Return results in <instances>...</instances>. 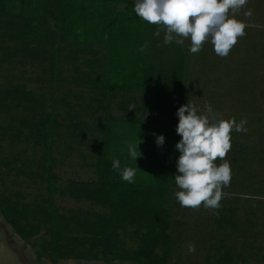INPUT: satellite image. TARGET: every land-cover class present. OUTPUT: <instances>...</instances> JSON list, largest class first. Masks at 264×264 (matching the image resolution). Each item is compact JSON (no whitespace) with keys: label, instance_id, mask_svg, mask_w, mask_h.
Returning a JSON list of instances; mask_svg holds the SVG:
<instances>
[{"label":"trees","instance_id":"1","mask_svg":"<svg viewBox=\"0 0 264 264\" xmlns=\"http://www.w3.org/2000/svg\"><path fill=\"white\" fill-rule=\"evenodd\" d=\"M133 3L0 0V69L34 68L0 82V216L38 261L188 264L181 247L191 238L184 235L189 207L174 195L175 113L195 106L192 86L225 70L218 64L224 59L207 42L195 54L188 40L164 45L163 31L154 37L157 26L137 18ZM256 3L264 10V0ZM246 36L250 68L239 59V67L226 69L232 82L222 74L216 80L252 111L257 87L264 95V26ZM248 118L258 127L231 133L225 159L232 178L220 207L210 209L203 264L264 262V118ZM154 134L164 135L163 146ZM126 141L139 143L136 164ZM85 144L88 153L78 149ZM75 150L94 178L55 172ZM113 159L137 168L134 183L121 179ZM57 198L91 207L60 206Z\"/></svg>","mask_w":264,"mask_h":264},{"label":"clouds","instance_id":"2","mask_svg":"<svg viewBox=\"0 0 264 264\" xmlns=\"http://www.w3.org/2000/svg\"><path fill=\"white\" fill-rule=\"evenodd\" d=\"M248 0H134L132 11L148 24L156 25L154 37L163 31V44L189 41L188 52L198 53L207 42L220 57L229 54L239 37L245 35L246 24L235 15H229L247 4ZM251 10L245 11L246 17ZM143 51V47L140 49ZM206 115L198 114L189 102L177 108L178 123L175 132L180 139L175 144L179 155L175 164L174 181L179 191L174 193L181 207L218 209L222 187L232 178L230 163L225 159L231 148V133L246 131V120L219 119L210 105L205 104ZM155 135V134H154ZM165 137L155 135V144L163 146ZM139 143L126 141L127 154L134 161L140 157ZM139 153V155H138ZM222 161L217 164L216 161ZM112 168L121 179L134 183L137 168L121 167L119 159L112 160ZM194 252L195 246L189 245Z\"/></svg>","mask_w":264,"mask_h":264},{"label":"rangeland","instance_id":"3","mask_svg":"<svg viewBox=\"0 0 264 264\" xmlns=\"http://www.w3.org/2000/svg\"><path fill=\"white\" fill-rule=\"evenodd\" d=\"M134 1V0H133ZM257 0H248L247 4L242 8L235 11V13L231 12L229 15H235V18L242 20L246 24L245 34H251V38H254L253 30L260 29L264 26V10L260 5L257 4ZM259 5V6H257ZM263 6V5H262ZM251 10V16L246 17L244 15L245 11ZM258 32V31H257ZM248 42L247 36L239 37L237 43L232 47L229 54L225 57H219L222 62H218L219 66L222 65V68L225 70L219 69L213 73H205V75H201L198 80H196V84H194L191 88L192 97L195 103V107L198 110V114L206 115L205 104H208L212 107L213 113L217 115L219 119H232L235 120H246V124L244 127L246 128H257L258 122L251 121L248 116L260 117L264 118V95L261 94V90L259 87L255 91V105L253 110L250 111L249 104L244 106L243 99L244 97H240L239 93L232 89L230 84H221V81L216 80V76L222 74L221 79L226 80L225 77H228L226 81L232 82L230 75H228V70H234L239 67V59L244 61V68H250L252 64V59L250 58V54H248V49L245 46ZM264 42V39H262ZM243 55V56H240ZM229 58L231 59L229 63H225V61ZM238 58V59H237ZM219 59V60H220ZM34 72V68L30 66L18 67L16 65L15 68H5L0 69V82L5 81L6 76L16 75V76H28ZM225 76V77H223ZM237 76L233 73V77ZM225 81H223L224 83ZM226 83V82H225ZM33 87H38L39 84L31 83ZM228 85V86H227ZM239 107V108H238ZM24 146V145H23ZM80 151L84 153H88L91 151L90 148L87 147V144L80 146L78 148ZM80 151L75 150L70 156L66 159L62 160L61 164H58L55 167V172L62 177H69L80 180H88L94 178V173L91 169L83 167L82 163L85 162L80 157ZM32 152V150L30 151ZM32 154V153H31ZM30 154V155H31ZM29 155V156H30ZM33 156V155H31ZM34 157V156H33ZM222 163V161H221ZM27 191H29L30 195L33 194L36 189L33 187H28ZM56 202L60 206L64 207H91L88 203L82 202L77 203L67 198H57ZM190 212V216H187L185 219L188 221L187 228L184 230V235H187V232L191 233V238L187 241V244L181 247L183 254V258L186 260L188 264H203V257L205 255V240L206 236L209 232V221H210V209L204 208L202 205L198 208H188ZM264 220V217H263ZM194 230V231H193ZM195 233V236H192V233ZM242 240L237 239L235 244L238 246ZM195 246V251H189V245ZM258 247H260L261 251L264 253V232L261 234V237L258 240ZM0 264H51L49 261L42 259L36 260L33 251L24 241H22L16 234L13 233L10 226L1 218L0 216ZM58 264H104L102 262H93V261H75V260H66L59 261ZM114 264H131L129 262H117ZM240 264H264V262H249V263H240Z\"/></svg>","mask_w":264,"mask_h":264}]
</instances>
